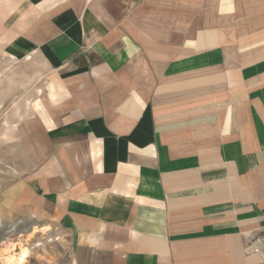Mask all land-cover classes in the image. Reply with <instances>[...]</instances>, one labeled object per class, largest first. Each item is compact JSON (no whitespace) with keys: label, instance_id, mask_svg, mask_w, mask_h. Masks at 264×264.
Instances as JSON below:
<instances>
[{"label":"crops","instance_id":"obj_1","mask_svg":"<svg viewBox=\"0 0 264 264\" xmlns=\"http://www.w3.org/2000/svg\"><path fill=\"white\" fill-rule=\"evenodd\" d=\"M105 1L0 0V216L71 264H264V0Z\"/></svg>","mask_w":264,"mask_h":264},{"label":"rangeland","instance_id":"obj_2","mask_svg":"<svg viewBox=\"0 0 264 264\" xmlns=\"http://www.w3.org/2000/svg\"><path fill=\"white\" fill-rule=\"evenodd\" d=\"M133 1L134 0H132V2ZM126 3L127 0L105 1L106 9L114 19H119L121 17ZM29 71L30 69L25 65H17L14 63L0 64V77H2V73L5 72L8 74L7 77L11 79L7 81L6 88H8L7 85L9 83V87L13 86V72L23 73ZM34 71L38 73L37 89L39 93H41L40 89L45 86L48 73L39 63H36ZM0 82L3 83L4 80L0 79ZM11 100H13V97L10 99L12 103ZM14 147L15 146L11 143L3 144L2 147H0V156L2 157H0V193L3 188L13 182L17 177L14 174L15 161L12 158L5 159V156L9 155L12 157V155H14ZM17 162L23 164L24 167L29 165V161L27 160L22 159ZM11 226H16V229L12 233L7 234L5 241L12 243L18 242L20 245L30 250V256L25 264H71L69 247L67 243L56 234V230L53 227L41 223L21 222L13 217L6 218L0 216V239L6 236L8 228ZM14 249L15 247L12 253L17 254L14 252ZM0 264H4L3 261L0 260Z\"/></svg>","mask_w":264,"mask_h":264},{"label":"bare ground","instance_id":"obj_3","mask_svg":"<svg viewBox=\"0 0 264 264\" xmlns=\"http://www.w3.org/2000/svg\"><path fill=\"white\" fill-rule=\"evenodd\" d=\"M16 229V226H11L8 228L6 236L1 240L0 244V260L3 261L4 264H25L28 257L30 256V250L28 248L23 247L18 242L12 243L9 241H5L7 238V234L12 233ZM14 252L17 254H13Z\"/></svg>","mask_w":264,"mask_h":264},{"label":"water","instance_id":"obj_4","mask_svg":"<svg viewBox=\"0 0 264 264\" xmlns=\"http://www.w3.org/2000/svg\"><path fill=\"white\" fill-rule=\"evenodd\" d=\"M4 237H1V239H3ZM1 239H0V243H1Z\"/></svg>","mask_w":264,"mask_h":264}]
</instances>
